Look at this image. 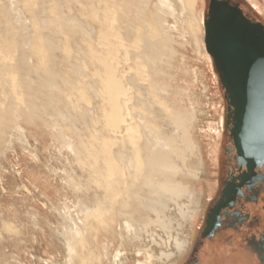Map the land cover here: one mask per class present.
<instances>
[{"label": "rangeland", "instance_id": "374dc122", "mask_svg": "<svg viewBox=\"0 0 264 264\" xmlns=\"http://www.w3.org/2000/svg\"><path fill=\"white\" fill-rule=\"evenodd\" d=\"M170 1L174 16L163 10L159 0H0V115L5 113L6 118L12 121L0 127V264L64 263V252L56 242L55 235H60L69 243L67 264H81V245L89 243H92L94 253L88 256L86 264H95V243L91 242V236L88 235L89 224L94 220L86 218L85 212L95 205L96 175H93L92 170L97 167L105 169L106 166L102 154L98 153L101 149L95 151V156L78 158L68 148V144L80 146V138L87 142L90 135H93L95 142L111 140L109 149L112 152L126 144V148L130 147L124 133L114 134L107 127L100 111L102 103L91 91L92 86L100 91L98 85L105 69L103 59L116 68L123 86L131 88L135 96L139 93L135 89L149 86L152 79V86L159 88L158 94L175 112H185L189 107V102L184 98V90L190 93L192 101L201 95L204 89L201 72L208 67L200 63L201 59L191 51L192 46L185 42H193L192 36L176 38V33L173 34L167 28L174 24L173 17H176L175 22L181 27L186 26L189 19L178 0ZM204 1L202 13L205 20L210 0ZM229 2L237 5L250 20L264 25V0ZM18 15L21 22L16 19ZM66 17L76 18L70 24L65 22ZM108 17L113 20L109 22ZM81 25H90L89 28L95 29L94 35L93 32L87 34L84 30L80 31ZM22 33L29 41L28 50L20 49ZM167 33L170 38L167 50L171 53L166 51V58L163 59L165 62L156 65L161 73L155 78L148 77V81H140L139 73H142L143 64L136 57L141 51L142 41L147 38L157 42L165 39ZM44 37L57 45L56 57H47ZM181 42L186 44L182 46ZM108 47L115 51V57H100L108 55ZM90 50L98 56L95 60L88 57ZM204 54L210 58L205 51ZM19 59L22 69H19ZM211 62L210 58L211 68L206 70L204 78L212 89L215 87L217 90V93L211 95L214 107L209 108L214 119L210 124L203 122L202 132L216 138L223 137V143L218 148L222 162L217 176L219 192L227 170L225 164L231 139L226 126L227 104L224 92ZM198 66H202V70H197ZM49 70L55 74L53 80L59 90L56 94L61 99L58 105L54 102L55 106L62 110L66 107L70 111L74 125L80 127V138L75 137V130L70 123H64L61 130L53 131L49 127L53 122L49 119L53 110L45 103L46 95L37 93L33 82L25 83L28 71L31 77H47L50 75ZM194 70L197 71V82L191 72ZM27 107H35L40 111L34 123L23 122L19 117L21 111L28 112ZM42 108L47 111L44 112ZM91 109H95V116L92 122L87 118L89 129H86L83 124L80 126V120L82 114ZM172 134V130L166 127L164 136ZM173 140L171 147L176 148L174 137ZM173 154L177 158L178 153ZM194 159H197L196 155ZM192 163V160L189 161L188 166L192 167ZM184 181L191 190L196 189L198 193L203 191L200 183L192 179ZM217 198L215 194L206 198L205 212L208 213L209 205ZM66 208L72 212L73 224L86 233L83 239H76L68 228L70 222L64 216ZM141 215L146 216L144 213ZM201 219L196 215L195 222L199 225L190 230L193 244L179 264H186L187 261L192 264L189 256L200 239ZM101 241L105 245L113 242L114 246L110 248L112 252L118 248L116 239ZM242 242V238L237 241L239 246H243ZM195 259L198 260V254Z\"/></svg>", "mask_w": 264, "mask_h": 264}, {"label": "bare ground", "instance_id": "6f19581e", "mask_svg": "<svg viewBox=\"0 0 264 264\" xmlns=\"http://www.w3.org/2000/svg\"><path fill=\"white\" fill-rule=\"evenodd\" d=\"M204 2V0H178V3L188 13L189 19L186 21V26L181 27L175 22V20L177 21L176 17H173L174 24L167 28L173 34L176 33L174 34L176 38L185 39L192 36L193 42H185L190 47L192 46L191 51L201 59L200 63L207 65V70L211 68V64L210 58L204 54V15L202 13ZM159 4L163 10L174 16L170 0H159ZM108 12L110 14L111 10L109 9ZM75 18L66 17L65 22L73 24ZM16 19L19 22L22 21L19 15L16 16ZM110 20L113 19L110 18ZM162 23L165 24V22ZM88 26L81 25L80 31L84 30L85 33L92 34L95 29ZM73 30L76 29L73 28ZM167 37L157 42H151L147 38L142 41L141 51L136 57L143 64L142 73H139L140 81H148L149 78H155L161 73L159 72L161 69L158 71L156 65L165 60L166 51L171 53L170 50H167V45L170 43V38ZM26 39L27 37L22 33L19 40L21 50H28L29 41ZM43 40L46 44L47 57H56L57 45H54L47 37H44ZM185 44L180 43L182 46ZM107 51V56L100 57H115V51L110 48ZM87 55L93 60L98 57L93 50H90ZM17 62L19 69H22L21 60L19 59ZM102 63L105 65V69L98 85L100 91H97L95 86H92L91 91L102 103L100 111L107 127L114 134L124 133L130 146L126 148V144L113 152L109 149L111 140L95 142L93 135H90L87 142L81 140L80 127L74 125V117L70 115V111L66 107L62 110L59 106H55L54 102L58 105L61 99L57 98L56 93H59V90L57 91L53 80L54 72L49 70L50 75L47 77H31L28 71L24 80L27 84L33 82L37 93L42 92L46 95L45 103L53 110V115L49 117L53 121L49 126L53 131L61 130L64 123H70L73 126L75 137L80 138V146L75 147L71 143L68 144V148L74 156L78 158L95 156V151L98 148L101 149L98 153L102 154L106 168L97 167L92 170L93 175H96L95 205L85 212L86 218L94 220L89 224L88 235L91 236V242L95 243V264H179L193 244L190 230L193 226L199 225L196 223L197 221L195 222L196 215L202 218L201 227L203 229L207 217V211L205 212L204 209L205 200L214 194L219 196L220 192H218L217 176L222 162L218 148L219 144L223 143V137L216 138L211 136L212 134L208 135L202 132L203 122L206 121L210 124L214 119L209 108L210 106L214 107L211 95L213 92L217 93V90L215 87L212 89L209 82L205 81L206 70H203L201 83L204 89L201 95L196 96L195 101H192L190 93L184 90V98L189 102V107L185 109V112H175L172 106L160 96V93L158 94L159 88L152 86V79L148 83L149 86L135 89L139 92L135 96L132 94L131 88L127 89L123 86L116 68L106 59H103ZM201 68L202 66H198L197 70H202ZM23 70L22 72H24ZM191 72L197 82V71ZM96 91L98 94L95 93ZM34 98L36 100V97ZM27 109L28 112L21 111L19 117L23 122L34 123L39 117L40 111L35 107L32 109L27 107ZM42 110L47 111L43 108ZM94 116L95 109L86 110L81 116L80 126L83 124L86 129H89L86 120L88 118L92 122ZM8 122L12 121L10 118H6L5 113L0 115V127ZM166 127L172 130V136H164ZM157 129H160L159 133ZM173 137L176 140V148L171 147L174 142ZM115 143L118 144V142ZM174 152L178 153L177 158H174ZM195 155L197 159H194ZM191 160L194 165L189 167L188 162ZM89 176L92 174L89 173ZM185 179H192L200 183L203 191L198 193L196 189L191 190L186 186ZM44 194L46 193L44 192ZM64 216L70 222L68 228L75 234L76 239H83V235L86 233L73 224L72 212L69 208L64 210ZM101 239H111V241L116 239L118 248L112 252L110 248L114 246L113 242L105 245ZM55 240L64 252L62 258L65 262L53 264H67L69 243L60 235H55ZM91 244L81 245L82 254L79 258L81 264H86L88 256L94 253ZM206 246L208 252L201 253V258L206 261L205 264H225V260L219 256L222 254L221 249L219 250L212 244ZM234 261V264H248L251 261L256 262V259L248 252L242 251L238 253Z\"/></svg>", "mask_w": 264, "mask_h": 264}, {"label": "water", "instance_id": "95a60500", "mask_svg": "<svg viewBox=\"0 0 264 264\" xmlns=\"http://www.w3.org/2000/svg\"><path fill=\"white\" fill-rule=\"evenodd\" d=\"M203 42L227 104L240 168L264 165V25L229 0H210Z\"/></svg>", "mask_w": 264, "mask_h": 264}, {"label": "flooded vegetation", "instance_id": "af4514ba", "mask_svg": "<svg viewBox=\"0 0 264 264\" xmlns=\"http://www.w3.org/2000/svg\"><path fill=\"white\" fill-rule=\"evenodd\" d=\"M231 123L229 121L228 124L226 119L227 130ZM225 167L227 170L221 181L219 196L208 207L200 239L193 247L189 261L192 264H205L201 253H207L206 245L212 244L221 249L219 256L225 260V264H234V259L242 251L256 259V262L248 264H264V165L251 171L240 168L231 141ZM245 233H248L247 236H244ZM239 238H242L243 246L237 243ZM196 254L198 260L195 259Z\"/></svg>", "mask_w": 264, "mask_h": 264}]
</instances>
